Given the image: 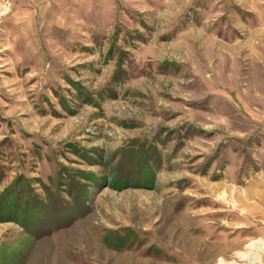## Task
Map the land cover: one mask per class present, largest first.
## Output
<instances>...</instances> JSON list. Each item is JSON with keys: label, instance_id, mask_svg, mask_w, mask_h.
<instances>
[{"label": "rangeland", "instance_id": "374dc122", "mask_svg": "<svg viewBox=\"0 0 264 264\" xmlns=\"http://www.w3.org/2000/svg\"><path fill=\"white\" fill-rule=\"evenodd\" d=\"M230 263L264 264V0H0V264Z\"/></svg>", "mask_w": 264, "mask_h": 264}, {"label": "bare ground", "instance_id": "6f19581e", "mask_svg": "<svg viewBox=\"0 0 264 264\" xmlns=\"http://www.w3.org/2000/svg\"><path fill=\"white\" fill-rule=\"evenodd\" d=\"M244 256V255H243ZM230 264H235V263H230Z\"/></svg>", "mask_w": 264, "mask_h": 264}]
</instances>
